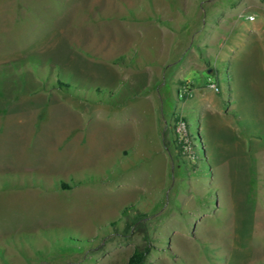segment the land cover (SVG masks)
I'll use <instances>...</instances> for the list:
<instances>
[{
    "label": "rangeland",
    "instance_id": "1",
    "mask_svg": "<svg viewBox=\"0 0 264 264\" xmlns=\"http://www.w3.org/2000/svg\"><path fill=\"white\" fill-rule=\"evenodd\" d=\"M225 11L244 31L264 0H0V264H125L130 207L149 264H264V76L248 67L235 103L226 71L216 93L180 68L215 52Z\"/></svg>",
    "mask_w": 264,
    "mask_h": 264
},
{
    "label": "crops",
    "instance_id": "2",
    "mask_svg": "<svg viewBox=\"0 0 264 264\" xmlns=\"http://www.w3.org/2000/svg\"><path fill=\"white\" fill-rule=\"evenodd\" d=\"M231 12L225 11L223 12L222 16L220 17L219 21L216 24H213L212 28L215 30V37L217 41H219L218 47L215 50V52H212L210 49L206 51L202 62H187L186 66L183 64L180 66V68L183 69V72L189 71L191 69H195L199 72H207L208 73V80L213 78L210 76L211 74L217 77H221V72L226 71L227 78L229 80V86H230V93L232 102L237 103L235 101V97H237V94L239 95L241 93V90L239 88L242 87V74L247 71L248 67H254L255 70L258 71V74L261 73L264 76V21L261 22L262 24L259 25H251V29L246 30H237L238 24L236 25V29L228 28V21L227 19L230 17ZM250 17H253L250 15ZM253 22H256V19L253 20ZM241 25V24H239ZM253 27V28H252ZM219 31V32H218ZM248 33L250 34V37L247 36ZM254 48L255 51L259 52L262 56V65L259 61H255L254 63L250 64L249 61H247V47L250 46ZM213 53L219 62L221 64L213 63L211 60L213 58ZM257 59V58H256ZM202 60V59H201ZM205 62L209 63V66L205 64ZM249 62V63H248ZM184 63V61H182ZM222 70V71H221ZM220 72V73H219ZM180 79V78H179ZM257 82V81H256ZM198 102L200 103L201 110L204 111L207 107H219L215 102H208L205 94L203 92H199L197 95ZM195 96L193 97V99ZM235 105V104H234ZM239 106L235 105L233 107H229V111L238 112ZM218 115V112H215ZM217 115V117H219ZM229 115L227 114L226 117ZM238 116V115H237ZM222 126V134H226L228 136V139H230L231 136V126H230V119L223 124ZM225 128V129H224ZM259 139V138H258ZM253 143V141H252ZM256 143V144H255ZM255 145L260 144V142H254ZM262 149V148H261ZM264 150V148L262 149Z\"/></svg>",
    "mask_w": 264,
    "mask_h": 264
},
{
    "label": "trees",
    "instance_id": "3",
    "mask_svg": "<svg viewBox=\"0 0 264 264\" xmlns=\"http://www.w3.org/2000/svg\"><path fill=\"white\" fill-rule=\"evenodd\" d=\"M59 85L62 87H68L62 83ZM180 119L187 122L185 118H179V116L176 117V122ZM177 145L179 149H181L178 142ZM62 189L69 190L71 187L67 184H62ZM123 217L125 218L124 227L120 228L117 224L114 226L116 234L126 238L131 237L134 234H138L142 237V243L135 248L133 254L125 264H149L148 257L155 248L150 234L151 229L148 221V215L130 207L123 211Z\"/></svg>",
    "mask_w": 264,
    "mask_h": 264
},
{
    "label": "built area",
    "instance_id": "4",
    "mask_svg": "<svg viewBox=\"0 0 264 264\" xmlns=\"http://www.w3.org/2000/svg\"><path fill=\"white\" fill-rule=\"evenodd\" d=\"M253 17H250V20H253ZM209 88L213 89L216 93L220 92L219 87L212 83L211 79H209ZM193 96V90L189 84H185L182 86L181 90L179 91L180 99H190ZM176 138L178 144L181 147L182 154L188 155L190 154L191 150V143H190V136L188 133V125L183 119H180L176 124Z\"/></svg>",
    "mask_w": 264,
    "mask_h": 264
}]
</instances>
